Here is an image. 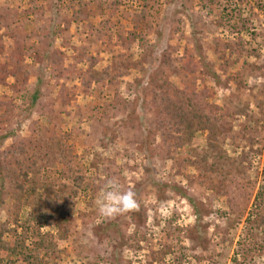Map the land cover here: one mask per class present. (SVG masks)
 I'll return each mask as SVG.
<instances>
[{"label": "rangeland", "instance_id": "1", "mask_svg": "<svg viewBox=\"0 0 264 264\" xmlns=\"http://www.w3.org/2000/svg\"><path fill=\"white\" fill-rule=\"evenodd\" d=\"M120 39L138 66L84 91L77 72L87 57L103 68ZM226 43L243 49L228 54ZM51 50L67 69L62 76L46 61ZM163 77L234 111L224 148L243 158L251 182L244 218L258 189L264 196V0H0V151L57 115L86 180L103 179L102 163L112 160L115 179L140 205L136 215L106 219L95 203L103 184L79 192L68 236L57 240L60 258L43 264H264L263 230L251 256L235 255L245 223L218 194L220 182L180 163L188 145L164 149L145 106L151 78ZM61 89L75 94L65 106ZM205 135L196 133L192 145L203 146ZM0 199L3 239L23 240L2 188ZM8 257L4 264L21 262Z\"/></svg>", "mask_w": 264, "mask_h": 264}, {"label": "trees", "instance_id": "2", "mask_svg": "<svg viewBox=\"0 0 264 264\" xmlns=\"http://www.w3.org/2000/svg\"><path fill=\"white\" fill-rule=\"evenodd\" d=\"M117 45L119 49L112 54L109 64L99 70L94 68L97 58L87 57L86 69L77 72L84 91L89 90L91 83L105 81L112 84L138 66V61L130 54L131 43L120 39ZM223 49L232 54L243 49V46L241 43H226ZM57 56V51L51 50L46 61L55 66L62 76L67 69ZM166 58L164 63L171 69L174 65ZM2 71L3 75L7 74L5 69ZM149 84L145 94L149 99L145 106L154 113L164 149L174 150L188 145L189 153L180 163L184 167H194L199 175H211L220 182L218 194L226 197L229 211L235 212L237 219H243L245 223V238L238 241L240 249L235 255L246 259L252 255L253 244L257 243V230L264 232V196L262 190L258 189L243 218L250 197L245 187H251V182L247 181V185L244 182L249 177L243 168V158L228 154L224 148L225 142L234 137L230 124L234 111L203 101L205 93L189 89L186 84L183 88H176L166 77L151 78ZM58 96L59 104L65 106L74 99L75 94L71 90L61 89ZM0 105H3L2 102ZM57 118L54 115L49 120L51 126L39 125L31 130L29 138L11 143L0 151V189L5 190L11 201L12 219L23 236V240L19 241L5 240L3 235L9 230L0 225V264H4V258L9 259V254L15 255L20 264L54 263L60 258L57 240L68 236L78 193L89 188L94 193L107 179L119 176L111 160L102 163L103 179L87 181L81 168L74 166L75 156L71 148L66 147L61 135V122ZM202 131L206 132L204 145L193 146V138ZM229 182H235L233 189ZM0 200L3 202V199ZM23 208L25 212L22 216ZM139 211L140 207L138 211L129 213L133 216ZM45 227L49 229L42 231ZM13 232L15 229L11 230L12 235Z\"/></svg>", "mask_w": 264, "mask_h": 264}, {"label": "clouds", "instance_id": "3", "mask_svg": "<svg viewBox=\"0 0 264 264\" xmlns=\"http://www.w3.org/2000/svg\"><path fill=\"white\" fill-rule=\"evenodd\" d=\"M98 214L106 219H114L128 212L138 211L139 202L132 189H123L115 178L105 181L96 198Z\"/></svg>", "mask_w": 264, "mask_h": 264}]
</instances>
